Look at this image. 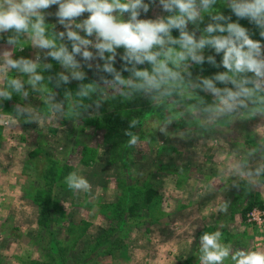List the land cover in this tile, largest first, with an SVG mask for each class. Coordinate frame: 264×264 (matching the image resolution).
<instances>
[{
  "label": "clouds",
  "instance_id": "clouds-1",
  "mask_svg": "<svg viewBox=\"0 0 264 264\" xmlns=\"http://www.w3.org/2000/svg\"><path fill=\"white\" fill-rule=\"evenodd\" d=\"M0 43V104L24 101L3 121L9 130L65 114L75 121L113 100H145L163 116L148 132L182 140H216L235 121L264 118V0H0ZM26 47L36 50L31 57L15 55ZM137 126L129 121L128 149L141 144ZM253 139L227 168L232 185H264V138ZM65 183L91 188L77 171ZM228 209L223 200L217 213ZM222 227L199 236V264H264V247L225 243Z\"/></svg>",
  "mask_w": 264,
  "mask_h": 264
},
{
  "label": "rangeland",
  "instance_id": "rangeland-1",
  "mask_svg": "<svg viewBox=\"0 0 264 264\" xmlns=\"http://www.w3.org/2000/svg\"><path fill=\"white\" fill-rule=\"evenodd\" d=\"M118 102L89 108L75 121L65 114L58 122H21L11 130L3 121L24 101L14 96L0 104V264H199V236L221 225L225 243L264 247V185H232L227 175L237 150L264 138V118L235 121L227 133L216 130V140H182L148 132L153 118L163 116L145 100ZM116 105L125 111L120 121L111 113ZM102 109L117 120L118 139L111 141L112 124L99 122ZM131 120L141 125L133 129L141 136L136 149L125 147ZM183 127L181 121L168 131ZM72 171L89 180V192L67 188ZM148 190L154 192L149 201ZM223 200L228 212L217 213ZM134 204L132 215L124 211Z\"/></svg>",
  "mask_w": 264,
  "mask_h": 264
},
{
  "label": "trees",
  "instance_id": "trees-1",
  "mask_svg": "<svg viewBox=\"0 0 264 264\" xmlns=\"http://www.w3.org/2000/svg\"><path fill=\"white\" fill-rule=\"evenodd\" d=\"M58 70V69H57ZM71 89H75L74 88V86L73 85H70L69 86ZM59 93H61V95L63 94V90L61 89L60 91H59ZM139 99H137V100H135V101H132V102H136V101H138ZM126 103H128V104H130L131 102H126ZM118 104H120V105H123V106H126L127 104H125V102L124 103H120V102H118ZM122 108H119V106L118 105H116V107L114 108L113 107V111L111 112L112 113V115H115V118L116 117H119V121L122 119V116H121V114H122V112H124L125 113V111H122L121 110ZM111 113H106L103 109L101 110V121H99V122H102L104 125H108V126H110V124H112V135H111V141L112 140H114V139H118V135H117V127H118V124H117V120L115 119V118H111L110 117V115H111ZM130 113V111L128 112V114ZM133 113V112H132ZM132 113L130 114V115H132ZM116 120V121H115ZM118 129H119V127H118ZM116 142V141H115ZM56 178H58V180H61V178L60 177H55V179ZM154 196V192L152 191V190H148L147 191V197H146V200H151L152 199V197ZM148 200V201H149ZM137 206H136V204H134L133 206H127V207H125L124 208V211L126 212V213H129L130 215H132L133 213V211H136L137 210ZM49 209V208H48ZM54 209H57V208H54ZM247 213V210L246 211H243L242 210V216H243V220L245 221V214ZM50 245H51V243H50ZM56 246V245H55Z\"/></svg>",
  "mask_w": 264,
  "mask_h": 264
}]
</instances>
